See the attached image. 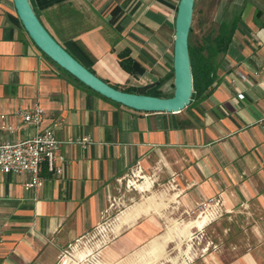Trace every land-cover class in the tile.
I'll list each match as a JSON object with an SVG mask.
<instances>
[{"label": "crops", "instance_id": "crops-1", "mask_svg": "<svg viewBox=\"0 0 264 264\" xmlns=\"http://www.w3.org/2000/svg\"><path fill=\"white\" fill-rule=\"evenodd\" d=\"M29 3L56 42L106 83L171 93L177 0ZM230 4L218 22L234 14L237 23L216 57L214 81L179 111L165 112L126 107L68 76L29 40L11 0H0V141L35 134L14 111L37 104L44 112L39 127L55 125L62 157L55 161L59 175L41 167L37 187L24 186V175L0 172V264H54L105 216L113 181L151 161L156 179L168 178L170 236L199 229L184 212L216 194L233 213L214 225L221 241L229 239L231 254L214 263L264 264V0ZM143 209L120 211L113 236L128 238L129 228L134 236H153L160 225L155 218L145 223ZM115 247L126 252L127 239Z\"/></svg>", "mask_w": 264, "mask_h": 264}, {"label": "rangeland", "instance_id": "rangeland-1", "mask_svg": "<svg viewBox=\"0 0 264 264\" xmlns=\"http://www.w3.org/2000/svg\"><path fill=\"white\" fill-rule=\"evenodd\" d=\"M230 2L194 0L187 35L189 44L198 45L208 32L214 33L218 13L224 7L227 16L231 9ZM155 165L151 161L146 168L134 166L114 180L113 199L105 216L82 237L72 240L54 264H215L216 259L228 260L231 255L229 239L221 241L214 225L221 219L229 222L233 210L224 208L216 194L206 196L192 205L187 213L184 212L190 220L188 225L199 229L191 227L183 235L170 236V220L167 219L170 214V198H167L170 194L165 191L168 178L165 175L156 179ZM216 200L219 203L216 204ZM137 205L144 208L142 217L145 223L155 218L160 227L152 225L155 228L153 236H134L130 228L129 231H123L128 238L124 236L118 239V236H113L110 230L113 218L125 208ZM175 217L179 218L177 212ZM123 239H127V251L119 253L118 248L113 249V246Z\"/></svg>", "mask_w": 264, "mask_h": 264}, {"label": "water", "instance_id": "water-1", "mask_svg": "<svg viewBox=\"0 0 264 264\" xmlns=\"http://www.w3.org/2000/svg\"><path fill=\"white\" fill-rule=\"evenodd\" d=\"M15 14L33 45L58 67L99 95L141 111L176 112L189 103L192 90L187 52V35L194 0H177L172 39V91L160 97L145 93L127 92L112 87L74 59L47 32L33 12L28 0H11Z\"/></svg>", "mask_w": 264, "mask_h": 264}, {"label": "built area", "instance_id": "built-area-1", "mask_svg": "<svg viewBox=\"0 0 264 264\" xmlns=\"http://www.w3.org/2000/svg\"><path fill=\"white\" fill-rule=\"evenodd\" d=\"M237 77L245 79L241 73H237ZM242 96V93L236 94L238 99ZM14 114L23 123L34 126L37 131L32 136L17 141H0V172L24 175V186L37 187L41 184L42 166L49 174L61 173L59 164L62 157L56 154L61 141L56 137L55 125L39 127L44 114L39 105L31 104L26 108L17 109ZM86 140V137H82L77 142L83 144ZM55 161H59V164ZM215 203L217 204V201Z\"/></svg>", "mask_w": 264, "mask_h": 264}, {"label": "trees", "instance_id": "trees-1", "mask_svg": "<svg viewBox=\"0 0 264 264\" xmlns=\"http://www.w3.org/2000/svg\"><path fill=\"white\" fill-rule=\"evenodd\" d=\"M236 23H237V16L232 14L230 19H223L219 21L214 33L208 32L202 38V41L200 44L191 45L187 41V52H188V59H189V65H190L191 85H192L189 103H190V100L194 96L207 92V89L210 87V85L214 81V73H215L216 65H217L216 57L217 55L224 52L225 47L228 44L230 37L233 33ZM189 31H190V27H189L188 33ZM64 72L68 76L72 77L74 80L78 81L73 76L68 74L66 71ZM111 86L116 89H120L122 91L131 92L130 90L125 89V88H119V87H116L115 85H111ZM145 94L153 95V96H160V97L171 95V93L167 95L161 94L160 92L156 90L148 91Z\"/></svg>", "mask_w": 264, "mask_h": 264}, {"label": "bare ground", "instance_id": "bare-ground-1", "mask_svg": "<svg viewBox=\"0 0 264 264\" xmlns=\"http://www.w3.org/2000/svg\"><path fill=\"white\" fill-rule=\"evenodd\" d=\"M195 223L197 224V223H198V221H197V222L195 221Z\"/></svg>", "mask_w": 264, "mask_h": 264}]
</instances>
